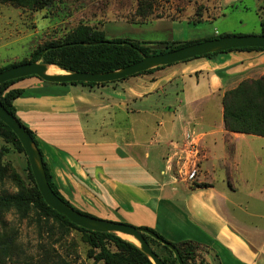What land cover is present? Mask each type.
Here are the masks:
<instances>
[{
  "label": "crops",
  "instance_id": "1",
  "mask_svg": "<svg viewBox=\"0 0 264 264\" xmlns=\"http://www.w3.org/2000/svg\"><path fill=\"white\" fill-rule=\"evenodd\" d=\"M240 1L217 0L215 17ZM252 8L258 15V0ZM131 13L87 24L104 33L107 22L147 25L154 36L140 42L157 45L184 42L175 26L193 15L181 9L141 20ZM261 75L264 50H231L104 85L30 75L9 87L23 90L13 101L16 115L34 132L58 190L105 213L140 216L170 241L192 242L206 264H264L262 188L245 192L239 184L247 155L236 147L264 136L228 131L222 119L223 93ZM213 106L216 120L209 117Z\"/></svg>",
  "mask_w": 264,
  "mask_h": 264
},
{
  "label": "rangeland",
  "instance_id": "2",
  "mask_svg": "<svg viewBox=\"0 0 264 264\" xmlns=\"http://www.w3.org/2000/svg\"><path fill=\"white\" fill-rule=\"evenodd\" d=\"M253 1L241 0L236 6L222 8V15L211 20L198 22L184 20L181 25L175 26V31L181 26L183 32L177 40L197 42L218 34H259L261 32L259 16L252 8ZM258 2L259 7L264 4V0H258ZM136 3L137 0H53L48 7H36L21 6L10 1L0 0V67L28 59L36 47L51 40L62 39L79 23L87 24L89 21L98 23L103 17L124 13L126 17H131L129 14L132 12L133 15ZM153 6V15H174L175 10L189 9L193 11L198 6L201 11L206 10L204 14L211 16L216 11L214 8L217 6V0H153ZM259 11L261 12V10ZM93 25L97 26L95 23ZM134 26L137 27L136 30L122 23L107 22L104 27L105 34L107 38L127 37L139 42L154 36L146 33L147 25L134 24ZM155 38H163L162 33ZM162 46L154 45L153 47L159 49ZM39 61L46 63L42 58H39ZM46 64L56 68L55 73L61 71L56 64ZM163 100V97L159 98V105ZM205 106V109L209 108L207 104ZM207 111H205V115H209ZM218 116L216 107H211L209 117L216 120ZM88 120L92 122L90 118ZM98 120L95 118V121ZM0 147L4 148L3 162L8 166L7 173L3 181L0 182V193L4 191L14 193L22 185L28 184L26 156L14 149L11 144H5L1 138ZM236 147L243 155H247L246 160L245 158L241 160L242 163L238 170L240 173V176L238 175L239 184L243 189L245 188V192L247 189H253L255 192V189L261 187L260 193L262 194L258 193V195H261L264 200V187H262L264 185V140L255 139L252 142L247 140L237 144ZM218 177L220 176L217 173L216 178ZM59 191L80 210L100 218L144 227L142 225L144 220L140 216L122 215L111 212V210L105 213L101 208L96 207V209L94 206H90L92 203L72 198L67 193ZM239 201L248 202L245 198L239 199ZM259 208L257 210L264 213V203ZM1 219L0 231L5 236L9 235L12 238L13 252L10 258L0 264H35L44 256L55 258L57 255L75 264L93 263V258L87 256L88 245L84 235L77 230L66 231L58 220L43 217L34 210L30 211L27 217L22 218L13 209L5 212ZM119 235L136 242L131 236ZM163 238L177 244L164 235ZM149 244L160 257L166 259L171 257L162 245L151 239H149ZM204 259L202 253L193 246V255L188 263L204 264ZM95 264H103V262L99 261Z\"/></svg>",
  "mask_w": 264,
  "mask_h": 264
},
{
  "label": "trees",
  "instance_id": "3",
  "mask_svg": "<svg viewBox=\"0 0 264 264\" xmlns=\"http://www.w3.org/2000/svg\"><path fill=\"white\" fill-rule=\"evenodd\" d=\"M16 3L21 6H36V7H48L53 0H3ZM232 7L234 6L231 5ZM153 0H137L135 11L132 16L140 18L141 20L147 18H155L162 15H153ZM230 7V6H229ZM261 12H258L261 34H264V4L259 7ZM206 10L201 11L200 7H196L193 10V15L190 16V21L198 22L203 21L205 18H215V13L204 14ZM167 16H173L167 15ZM205 17V18H204ZM206 20V19H205ZM225 34H218L211 36L219 37ZM195 41H184V42H158L157 45H163L159 49L153 47L146 42H139L131 40L127 37L122 38H107L103 30L99 29L95 25H89L79 23L70 32H68L60 40H51L45 42L43 45L36 47L28 59H22L15 63L7 64L0 67V70L5 69L11 65L34 61L42 58L46 63L56 64L58 67L66 70L75 71H91V72H104L111 71L120 68L124 65L130 64L139 60L142 54H156L164 52L170 49L178 48ZM231 50H264V47H242L232 48L224 51L210 52L202 54L196 57H210L217 53L227 52ZM191 59V58H190ZM186 59L184 61H187ZM166 66V65H163ZM163 66H157L150 68L133 75L143 74L152 72L155 68ZM132 76V75H130ZM128 77V76H126ZM124 77V78H126ZM22 78V77H20ZM12 79L5 81L0 84V102L3 107L8 110L9 113L14 115L18 121L25 127L33 138L36 146L38 147L44 166L45 175L47 181L52 190L66 203L72 206L74 209L85 213L90 216L97 217L89 212L76 208L71 202H69L57 189L55 183L52 180L47 163L43 158V153L39 148L35 139L34 132L25 126L16 115V109L13 101L16 97L23 93L22 89L10 88L9 86L20 79ZM122 78V79H124ZM114 80L109 81L111 83L120 81ZM109 82H85V81H73V82H62L71 84H85L88 86L104 85ZM222 119L224 128L228 131L242 132L247 134H255L264 136V75L257 78H246L241 80L234 88H231L223 93L222 96ZM0 138L5 144H11L14 149L24 153L23 147L21 146L15 133L0 120ZM25 154V153H24ZM4 148L0 147V182L3 181L8 166L3 162ZM26 156V155H25ZM27 160V158H26ZM27 175L28 184L22 185L16 192H1L0 193V220L5 212L13 209L20 217H27L28 213L32 210L36 211L43 217L53 218L58 220L63 227L68 230H77L84 235L85 242L88 245L87 256L93 258V263L102 261L103 264H152L150 259L144 254L140 248H138L131 241L111 232H99L92 231L80 227L67 219L63 214L55 211L43 200L37 185L34 181L33 175L29 168L27 160ZM3 222V221H2ZM148 228V227H146ZM159 237L163 238L157 231L152 228H148ZM145 239L149 243V239L162 245L165 250L171 256L169 259L160 257L164 264H178L177 259L173 252L166 246L157 241L156 239L145 235ZM164 239V238H163ZM166 240V239H165ZM168 241V240H166ZM169 242V241H168ZM172 243V242H170ZM179 251L184 264H189L188 260L192 258L193 246L196 247L190 241H183L178 244H174ZM150 245V244H149ZM13 252L12 238L8 235L5 236L0 231V263H4L6 259L10 258ZM157 253V252H156ZM33 264V263H31ZM35 264H75L71 263L60 255L55 258L42 257L40 261ZM83 264V263H81ZM204 264H206L204 262Z\"/></svg>",
  "mask_w": 264,
  "mask_h": 264
},
{
  "label": "water",
  "instance_id": "4",
  "mask_svg": "<svg viewBox=\"0 0 264 264\" xmlns=\"http://www.w3.org/2000/svg\"><path fill=\"white\" fill-rule=\"evenodd\" d=\"M242 47H264V34L223 35L219 37L207 38L156 54H142L141 58L135 62L104 72L75 71L58 67L61 70L60 72L49 73L47 71V66L50 64L43 63L37 59L34 61L14 64L0 70V84L8 80L30 75H35L40 79L51 83L73 81L97 83L109 82L122 79L126 76H130L150 68L184 61L202 54ZM0 120L5 123L17 136L21 146L23 147L37 188L47 205L55 211L63 214L72 223L85 229L99 232H111L117 235L122 233L131 236L136 240V242L130 239L127 240L131 241L138 248H140V250L150 259L152 264H164L160 256L150 247L149 243L145 239V235H149L163 245H166L175 255L178 264H184L177 247L159 237L150 229L146 227L133 226L125 222L90 216L74 209L66 203L50 187L45 175L42 155L33 138L25 127L18 121V119L3 107L1 102Z\"/></svg>",
  "mask_w": 264,
  "mask_h": 264
},
{
  "label": "bare ground",
  "instance_id": "5",
  "mask_svg": "<svg viewBox=\"0 0 264 264\" xmlns=\"http://www.w3.org/2000/svg\"><path fill=\"white\" fill-rule=\"evenodd\" d=\"M47 71L49 72V73H55L56 72V68H54V67H52V66H50V65H48L47 66ZM119 234H122V233H119ZM122 235H125V234H122ZM127 236H129V235H126V237ZM125 238V237H124ZM132 238V237H131ZM135 242V241H134Z\"/></svg>",
  "mask_w": 264,
  "mask_h": 264
}]
</instances>
